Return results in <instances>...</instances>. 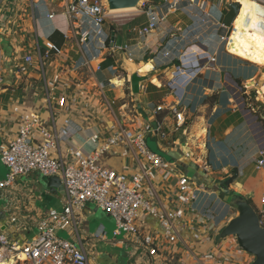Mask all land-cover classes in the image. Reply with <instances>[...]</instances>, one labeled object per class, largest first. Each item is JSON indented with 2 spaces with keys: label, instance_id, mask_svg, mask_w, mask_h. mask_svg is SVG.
I'll return each mask as SVG.
<instances>
[{
  "label": "crops",
  "instance_id": "obj_1",
  "mask_svg": "<svg viewBox=\"0 0 264 264\" xmlns=\"http://www.w3.org/2000/svg\"><path fill=\"white\" fill-rule=\"evenodd\" d=\"M70 1L0 0L3 83L0 87V147L17 133L18 115L12 111L15 106L20 113L38 114L45 126L52 127L54 123L57 129L62 127L66 114L57 108L54 100L51 115L42 89L45 79L60 72L67 79L66 88L82 90L85 98H79L68 116L72 136L59 143V151L65 153L72 147L86 152L100 147L114 122L108 110L130 129L141 128L146 122L157 123L167 138L163 141L150 138L152 144L170 158L166 161L179 174H195L204 181L199 199L191 209L210 210L214 215V221L209 224L196 222L190 209L185 216L189 226L183 233L185 244L173 248L166 258L150 263L146 259L139 260L132 249L127 255L113 250L107 245V238L105 241L89 239L90 235L106 232L105 226L113 221L93 204H87L78 213L77 221L80 230L88 236L82 242L91 262L249 264L252 258L237 246L233 237L216 239L221 226L236 216L224 202L225 191L248 200L264 220V165H257L258 159L264 160V110L246 108L244 93L249 89L244 82L253 78L255 71L230 59L224 52L228 42L224 50L218 39L227 33L222 27L226 25L224 14L220 12L222 4H219L226 0H216L202 15L196 8L188 7L187 0L169 12L166 3L172 0H151L147 5L163 18L153 32L139 34L148 22L141 7L111 15L104 25L105 35L88 50L82 48L63 15ZM249 11L241 2L227 40L240 30V35L249 38L254 56L239 55L238 58L264 70V16L258 13L250 16ZM117 37L122 40L120 47L116 45ZM174 41L179 43L175 46ZM169 51L172 53L164 55ZM227 52L236 56L231 50ZM46 53L50 59L44 68L34 64L30 73H16L23 56L31 55L36 61ZM212 56L216 58L215 63L210 60ZM82 60H88L85 67L75 72L69 70ZM135 74L142 78L138 94L131 91L130 79ZM253 82L250 81L249 86L256 85V81ZM259 94L264 95V84ZM158 106L162 111L155 113ZM171 107H177L183 114L179 126L168 111ZM93 136L98 140L93 142ZM176 154L181 158L176 159ZM100 163L126 173L144 166L140 154L122 146L103 155ZM205 164L206 170L203 169ZM6 173L0 162V180ZM64 199V193L47 187L38 173L18 177L0 197V228L12 239L30 241L37 231L33 224H24L23 218L50 209L61 211ZM204 224L214 228L205 230ZM125 239L116 240L115 244L130 246ZM205 254H213L215 259L206 260Z\"/></svg>",
  "mask_w": 264,
  "mask_h": 264
},
{
  "label": "built area",
  "instance_id": "obj_2",
  "mask_svg": "<svg viewBox=\"0 0 264 264\" xmlns=\"http://www.w3.org/2000/svg\"><path fill=\"white\" fill-rule=\"evenodd\" d=\"M185 1L167 2V12ZM215 1L186 2L188 7L196 8L199 15H202ZM233 1L226 0L219 4L224 6L222 9L227 10ZM254 1L264 6V0ZM141 8L148 16V22L139 34L148 35L158 27L163 18L147 3H143ZM63 15L69 20L73 35L79 38L85 50L91 48L96 40L103 38L104 25L111 17L106 13L100 0H71ZM222 27L226 29L225 26ZM218 39L225 43L227 36H219ZM177 42L174 41L175 46ZM211 44L209 42V45ZM165 53L167 56L172 52ZM49 59L48 53L39 56L36 61L31 55H25L22 58L23 63L17 66L16 73H30V68L34 64L44 68ZM210 60L215 63V56ZM87 62L88 60H82L69 70L78 71L85 67ZM64 76L60 72L55 73L45 79L42 88L51 115L53 112L51 103L54 100L57 108L66 114L62 127L60 129L55 127L54 116L52 127L45 126L38 114L20 113L19 107L15 106L12 111L18 115L17 133L6 145L0 147V162L7 170L6 179L0 180V197L18 177L38 173L44 177L59 178L64 189L63 207L61 211L50 209L23 218L24 224H33L37 231L30 241L20 242L12 239L5 229L0 228V260L9 264H95L91 262L82 242L83 238L88 236L80 230L77 221L78 213L87 204H93L113 220L116 227L113 232L114 238L124 235L133 252L138 253L139 260L146 259L151 263L166 258L173 248L185 244L183 233L189 227L185 216L199 199V193L203 190L202 185L179 174L170 162L150 150L147 145L148 139L157 137L163 141L167 138V134L157 123L156 127L146 122L141 128L130 129L120 122L111 110H108V113L114 118V122L108 137L100 147L86 152L72 147H68L65 153L59 151V143L67 141L72 136L68 116L79 98H85L82 90L66 88L67 79ZM2 84L0 76V87ZM160 111L162 107L158 106L155 113ZM168 111L174 115L177 125L183 120V114L177 107H171ZM92 140L95 142L98 138L93 136ZM119 146L130 148L134 153L140 154L144 166L141 165L132 173L102 166L101 157ZM257 165L262 167L264 160L258 159ZM203 169H207L206 164ZM262 202L264 203V198ZM191 212L196 222L204 221L209 224L214 221V215L210 210L191 209ZM261 221L263 222L262 219ZM208 224H204L205 230L214 228ZM57 232L67 234L68 239L59 238ZM89 239L105 241L106 236L104 232H99L90 235ZM203 258L212 261L215 256L205 254Z\"/></svg>",
  "mask_w": 264,
  "mask_h": 264
},
{
  "label": "water",
  "instance_id": "obj_3",
  "mask_svg": "<svg viewBox=\"0 0 264 264\" xmlns=\"http://www.w3.org/2000/svg\"><path fill=\"white\" fill-rule=\"evenodd\" d=\"M105 9L106 13L109 15L116 11H126V10H137L141 7L143 3H147L151 0H100ZM230 33V28L227 31L226 36L228 37ZM115 34L112 33V39L114 40ZM122 40L120 37L116 38V45L121 46ZM142 78L138 75H133L130 79L131 91L133 94H138L139 83ZM254 83V82H252ZM156 127L154 123L152 125ZM157 154L166 156L158 150ZM201 173V172H200ZM7 175V173H6ZM6 175L4 177L6 179ZM204 175V173H201ZM187 177H192V179L203 185V180L197 175H186ZM46 182L47 187L56 188L58 191L64 193L63 186L57 177H43ZM45 184V183H44ZM224 202L228 207L237 212L236 216L230 219L226 224L221 226L217 232L216 239L223 240L229 237H233L236 240L237 246L252 258L249 264H264V223L261 221V217L257 210L250 204L248 200L241 197L238 194H229L225 191ZM114 223V222H112ZM106 233V232H104ZM106 235V234H105Z\"/></svg>",
  "mask_w": 264,
  "mask_h": 264
},
{
  "label": "rangeland",
  "instance_id": "obj_4",
  "mask_svg": "<svg viewBox=\"0 0 264 264\" xmlns=\"http://www.w3.org/2000/svg\"><path fill=\"white\" fill-rule=\"evenodd\" d=\"M236 2H238L240 4H241V2H243V4H245L246 7L249 6V5H247L248 0H234L233 3L231 4V6L227 7V10L221 9V13L224 14L223 19H225V22H224V20H223V22L226 25L227 31L231 27L232 20L236 16V14L238 12V9L240 7L239 4L236 3ZM222 7H224V6L222 5ZM249 12H251L250 16L253 15V14H256V9L254 7H252ZM221 18H222V16H221ZM222 26H224V25L222 24ZM240 32L241 31L239 30L234 35V37H232V39L230 41L227 40L228 43H227V46H226V50L227 51L231 50V52L234 55H236L237 57L229 54L224 49L225 48V43L224 42H222V49H224L225 50L224 52L230 56V59L238 60V61L242 62L246 67H248L250 70H254L255 71V73L253 74L254 77L251 78L250 80H247V81L244 82L246 88L249 89L248 92H246V89H245V93H244V97L247 98L246 99V104H247L246 108L248 110H264V95L261 96L259 94V88L264 84V70H263L262 67L259 68V67L253 65L252 63H250L248 61H244V60L238 58L239 55L245 56V57H249V58L250 57L252 58L254 56L253 52L250 49L249 38H247V37L244 38L242 35H240ZM226 34L224 33V34H222L220 36H225ZM250 81H252V82L256 81V85H250L249 86L248 83ZM147 145H148V147L150 148V150L152 152H154V153L158 152L156 146H154L152 144V141L150 139L147 140ZM164 158L166 160H168V161L170 160V158H168L167 156H164ZM180 158H181V155L180 154H176V159H180ZM191 175H194V174H191ZM189 178L192 179V177H189ZM231 213L232 214H237V212L235 210H231ZM111 221H113V220L111 219ZM105 228H106V235L105 236L107 238L106 242H109L107 245L110 248H112L113 250H117L119 253L125 252V254L127 255L128 252L131 251V249H132L131 246H128V245L125 244L123 247H119V246H117L115 244L116 240H121V239L124 238V235L123 236H118V237H116V239L114 238L113 232H114V230L116 228L115 227V223H112L110 225H106ZM56 235L59 238H61V239H68L67 234H65L63 232H57ZM135 255L138 256V253L135 252Z\"/></svg>",
  "mask_w": 264,
  "mask_h": 264
},
{
  "label": "bare ground",
  "instance_id": "obj_5",
  "mask_svg": "<svg viewBox=\"0 0 264 264\" xmlns=\"http://www.w3.org/2000/svg\"><path fill=\"white\" fill-rule=\"evenodd\" d=\"M247 5H249V6H247L249 9H251L252 7H254L256 9V13H258L259 15L264 16V6L263 5L258 4L254 0H248ZM133 11H135V10L116 11V12H112L111 14H113V15H116V14H124V13L133 12ZM0 264H9V263L0 260Z\"/></svg>",
  "mask_w": 264,
  "mask_h": 264
},
{
  "label": "trees",
  "instance_id": "obj_6",
  "mask_svg": "<svg viewBox=\"0 0 264 264\" xmlns=\"http://www.w3.org/2000/svg\"><path fill=\"white\" fill-rule=\"evenodd\" d=\"M229 183V182H228ZM226 184H227V182H226ZM260 215V214H259ZM261 217V216H260ZM264 221V220H263Z\"/></svg>",
  "mask_w": 264,
  "mask_h": 264
}]
</instances>
